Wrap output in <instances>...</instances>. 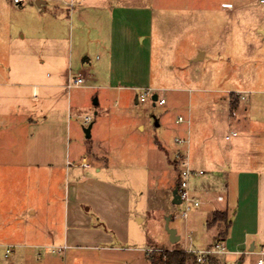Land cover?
Returning <instances> with one entry per match:
<instances>
[{"label": "rangeland", "instance_id": "obj_1", "mask_svg": "<svg viewBox=\"0 0 264 264\" xmlns=\"http://www.w3.org/2000/svg\"><path fill=\"white\" fill-rule=\"evenodd\" d=\"M6 2L0 0V69L3 64H11L12 79L11 84L0 83V93L8 91L17 101L0 104L2 107L11 104L13 109L12 116L0 115V264H27L23 254L33 249L29 246L35 237L31 234L33 226L45 225L46 210L56 214L61 208L66 171L60 166L47 165L46 155L56 153L59 162L64 161L66 134L62 130L68 121L72 152L80 153L91 147L94 139L86 136L85 129L91 122L102 120L111 138L109 157L116 165L122 163L120 182L130 190L133 210L144 217L143 223H139L136 213L131 216L132 233L145 238L147 250L151 248L147 255L152 251L158 253L161 248H173L175 244L170 242L165 218L183 209L182 205L171 202L181 164V152L174 149L187 147L188 143L178 144L175 139H188L187 133L192 130L197 144L214 129V140L222 145L228 142L224 134L229 117L243 113L248 102L262 100L249 108L258 115L264 113V33L256 30L264 29V3L261 0H129L154 8L152 67L155 79L165 86L152 89L151 93L158 95L154 103L152 94L145 102H136L140 89L132 91L129 97H124L127 94L124 90L112 91L110 99L104 101L106 90L101 87L83 85L69 91L63 84L48 91L34 85L45 80L59 83L64 76L59 68L46 62L48 41L44 45L43 35L51 31L44 23L49 21L52 7L42 10L35 0H27L22 6L13 3L8 6ZM145 44L148 45V40ZM198 48L207 51L206 59L189 66L187 56ZM26 67H32L35 76L26 72ZM77 70L74 66V74ZM174 73L187 77L182 85L184 89L168 87L175 82L171 77ZM98 98L102 99L100 103ZM160 98L166 102L160 104ZM234 101L236 107L231 110ZM102 115L105 118H100ZM38 116L45 117V124H30L38 122ZM86 116L92 118L91 122H85ZM179 116L185 121L177 122ZM29 118L33 121L29 122ZM141 122L150 123L151 127L143 132L138 128ZM193 152L200 155V148H193ZM198 164L204 167L205 174L197 180L194 177L192 182H204L216 174L209 165ZM220 185L219 191L223 192ZM31 208L38 214L28 222ZM196 209L199 207L189 211L188 218L173 216L170 221L182 238L178 242L182 248H203L209 240L199 239V232L188 233L183 229L184 224L194 220L203 225L204 217H194ZM214 227L212 241L221 238L225 225L217 222ZM8 247L11 252L6 256ZM46 249L33 250L38 255ZM36 255L33 254L37 258ZM260 256L264 259V255ZM260 256L250 255L244 264H256ZM215 257L217 264H226L222 256Z\"/></svg>", "mask_w": 264, "mask_h": 264}, {"label": "crops", "instance_id": "obj_2", "mask_svg": "<svg viewBox=\"0 0 264 264\" xmlns=\"http://www.w3.org/2000/svg\"><path fill=\"white\" fill-rule=\"evenodd\" d=\"M35 1L37 3L38 0ZM12 3L13 0H7L5 5L13 6L15 3ZM49 5L52 7L51 17L44 27L51 32H44L43 35L44 45L48 41L49 59L46 62L55 69L59 68L64 76L59 83L57 80H45L34 85H41L50 91L64 84L70 91L72 88H68L67 84L81 73L86 83H90L85 86L106 90L104 101L110 99L111 92L116 90L126 91L124 97H129L136 89L165 88L153 74L155 14L152 6L129 0H43L40 7L46 10ZM65 23H68L67 27ZM256 30L264 33L262 27ZM145 40H148V45ZM206 56L207 51L198 48L193 54H188L187 62L189 66L202 63ZM41 61L44 63L45 60ZM2 66L0 83L11 84L12 65ZM74 66L78 69L77 74L73 72ZM28 67L26 72L35 76L34 69ZM171 77L175 82L168 87L184 89L185 75L181 77L174 73ZM98 100L100 103L102 99ZM16 101L10 92L0 93V104ZM135 101L139 102L137 95ZM259 102L262 100H251L247 106L249 108ZM1 108L5 110L0 111V115L12 116L11 104L0 105ZM248 108L229 117L224 140L233 130L238 134L228 142L218 144L214 140L215 130L211 129L196 144L191 130L187 133V147L174 149L185 154L194 169H204L198 166V162H203L216 171L204 182L198 180L191 183L193 192L201 200L194 217H204V222L201 225L193 219L190 224H184L183 229L188 233L199 232V239H209L205 247L212 245L217 240L212 241L215 227L207 225L208 216L215 210H229L232 224L223 241L228 252L220 255L226 264H244L250 255H264V113L258 115ZM102 117L105 118L104 115ZM38 120L32 122L29 118L33 126L46 122L44 116H38ZM103 124L101 119L91 122L92 146L83 152L73 153L68 121L62 130L66 134L64 161L59 162L56 153L46 155L47 165L65 169L67 184L58 212L54 214L46 210L43 213L45 225L37 223L33 226L31 234L35 237L29 246L47 249L43 253L38 252V255L33 249L24 253L27 264L31 259V264H151L147 259V251L151 248L147 250L145 238L136 237L131 230V216L136 213L139 223H143L144 217L133 210L130 190L120 182L122 163L116 165L109 157L111 138ZM150 127V123L138 124L143 132ZM197 147L200 148V155L193 152V148ZM220 184L223 192L219 191ZM29 212L28 222L38 214L33 208Z\"/></svg>", "mask_w": 264, "mask_h": 264}, {"label": "built area", "instance_id": "obj_3", "mask_svg": "<svg viewBox=\"0 0 264 264\" xmlns=\"http://www.w3.org/2000/svg\"><path fill=\"white\" fill-rule=\"evenodd\" d=\"M26 1L27 0H13V3H15L17 5H21V4H24ZM261 2L264 3V0H261ZM85 83H86L85 76L80 73L73 79V81H69V83L67 84V87L68 88L81 87V86L85 85ZM151 92H152L151 88H142L141 92L138 96V101L145 102L148 99L149 95L152 94ZM154 94H152V97ZM241 98L244 99L245 96L241 95ZM165 102L166 101L164 98L159 99L160 104H163ZM91 120H92V118L90 116L85 117L86 123L91 122ZM182 121H185L184 118L179 116V118L177 119V122H182ZM237 134H238L237 131L233 130L229 134H227L225 138L228 140L232 136H235ZM175 141L178 144L187 143V139H184V138H176ZM180 154H181L180 155L181 164H180L179 171H178V184L176 185V187L178 189V194H179V197L181 199V202L177 205H182L183 209L181 211L175 210L173 213V216H174V218H177V217L187 218L189 215V211L192 210L193 208L195 209V208L199 207L201 204V200H200L199 196H197L193 192V189L191 186L192 179L194 177L204 175L205 171L202 169H194L190 165V163L187 159V156L185 154H182V153H180ZM219 199H222V196H219ZM184 249L188 252L195 254L196 259L199 263L206 262L208 257H213V256L215 257V256L225 254L228 252V249H227L225 243L223 241H219V240H217L215 243H213L212 245H209L207 247L193 248V249H188V248L184 247ZM9 252H11V249L8 247L6 249V256L8 255ZM257 264H264V259L260 258L258 260Z\"/></svg>", "mask_w": 264, "mask_h": 264}, {"label": "trees", "instance_id": "obj_4", "mask_svg": "<svg viewBox=\"0 0 264 264\" xmlns=\"http://www.w3.org/2000/svg\"><path fill=\"white\" fill-rule=\"evenodd\" d=\"M235 101L232 102L231 110H234L236 107ZM217 222H223L225 225L224 230L221 232V238L219 239V241H224V238L228 235L232 224V219L227 209L213 211L211 217L207 220V225L212 226ZM157 251L158 253H156V251H152L148 254L151 264H190L191 262L194 264H217V259L214 256L208 257L204 263H199L195 254L186 251L184 248L179 246L178 243H176L173 248H161Z\"/></svg>", "mask_w": 264, "mask_h": 264}, {"label": "water", "instance_id": "obj_5", "mask_svg": "<svg viewBox=\"0 0 264 264\" xmlns=\"http://www.w3.org/2000/svg\"><path fill=\"white\" fill-rule=\"evenodd\" d=\"M37 4L39 6H42L43 0H38L37 1ZM152 98H153V101L155 103L157 101V99H158V95L155 93ZM158 124L159 123L157 122V125ZM91 126L92 125L90 124V126L85 129V132H86V136L87 137H91ZM171 202L173 204H175V205H177V204H179L181 202V199H180L179 194H178L177 187H175L172 190V199H171ZM172 219H173V216L172 215L166 216V218H165V226H166V230H167V232L169 234L170 242L172 244H176V243H178L180 241V235L177 233V229L176 228L170 226V221Z\"/></svg>", "mask_w": 264, "mask_h": 264}]
</instances>
